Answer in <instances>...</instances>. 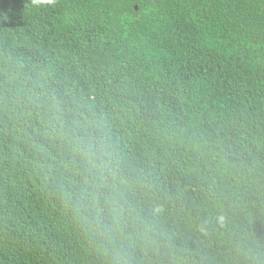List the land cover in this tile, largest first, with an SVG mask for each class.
Segmentation results:
<instances>
[{
    "label": "trees",
    "instance_id": "obj_1",
    "mask_svg": "<svg viewBox=\"0 0 264 264\" xmlns=\"http://www.w3.org/2000/svg\"><path fill=\"white\" fill-rule=\"evenodd\" d=\"M0 264H264V0H0Z\"/></svg>",
    "mask_w": 264,
    "mask_h": 264
},
{
    "label": "clouds",
    "instance_id": "obj_2",
    "mask_svg": "<svg viewBox=\"0 0 264 264\" xmlns=\"http://www.w3.org/2000/svg\"><path fill=\"white\" fill-rule=\"evenodd\" d=\"M35 6H36V7H39L38 4H37L36 2H35ZM32 55H34V54H32ZM37 55H39V57H41L39 53H38Z\"/></svg>",
    "mask_w": 264,
    "mask_h": 264
}]
</instances>
